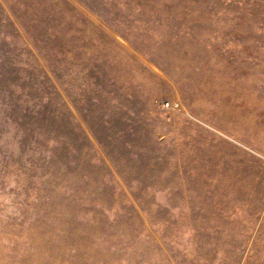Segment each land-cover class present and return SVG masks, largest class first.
<instances>
[{
  "label": "rangeland",
  "instance_id": "rangeland-1",
  "mask_svg": "<svg viewBox=\"0 0 264 264\" xmlns=\"http://www.w3.org/2000/svg\"><path fill=\"white\" fill-rule=\"evenodd\" d=\"M0 264H264V0H0Z\"/></svg>",
  "mask_w": 264,
  "mask_h": 264
},
{
  "label": "built area",
  "instance_id": "built-area-1",
  "mask_svg": "<svg viewBox=\"0 0 264 264\" xmlns=\"http://www.w3.org/2000/svg\"><path fill=\"white\" fill-rule=\"evenodd\" d=\"M164 107H167V108H179L181 107L180 106V102L179 101H165L163 103Z\"/></svg>",
  "mask_w": 264,
  "mask_h": 264
}]
</instances>
